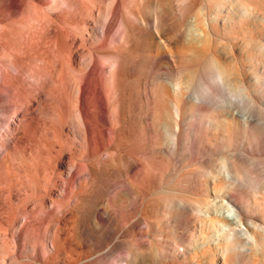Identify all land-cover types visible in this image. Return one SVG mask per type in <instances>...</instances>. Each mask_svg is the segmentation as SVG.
Wrapping results in <instances>:
<instances>
[{
  "label": "rangeland",
  "instance_id": "rangeland-1",
  "mask_svg": "<svg viewBox=\"0 0 264 264\" xmlns=\"http://www.w3.org/2000/svg\"><path fill=\"white\" fill-rule=\"evenodd\" d=\"M78 1L23 0L67 50L0 89V264H264V0Z\"/></svg>",
  "mask_w": 264,
  "mask_h": 264
},
{
  "label": "bare ground",
  "instance_id": "bare-ground-1",
  "mask_svg": "<svg viewBox=\"0 0 264 264\" xmlns=\"http://www.w3.org/2000/svg\"><path fill=\"white\" fill-rule=\"evenodd\" d=\"M4 1L0 0V89L11 94V99L9 96L11 102L25 104V87L18 75L14 74L13 71L18 73L21 70L26 71L35 79L36 84L42 78L52 80L53 69L56 64L62 65L66 59L67 36L64 29L58 27L46 39L42 36L40 30L37 29L36 21L40 19H33L24 14L23 0H9V3L3 4ZM62 7V13L58 14L57 19L64 26L68 21L70 12L73 9H82L83 4L78 0H62ZM243 8H246V6H243ZM11 11L18 13L24 18V27L18 21H9V12ZM48 28L51 29L52 26L46 20L42 29L45 31ZM192 30H194L193 34L199 36L204 34L202 30ZM231 168L234 174H238L234 166ZM230 209L234 213L232 212L229 219L238 226L242 225L241 222L243 221L240 213L232 207L227 211L230 212ZM243 227L246 231L244 233H248V239L255 242L256 236L248 232L249 225L245 224Z\"/></svg>",
  "mask_w": 264,
  "mask_h": 264
}]
</instances>
